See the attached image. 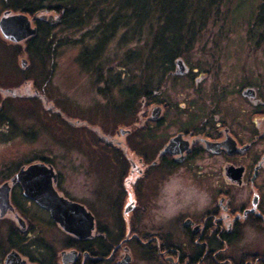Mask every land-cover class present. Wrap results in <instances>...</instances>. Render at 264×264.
I'll return each mask as SVG.
<instances>
[{
    "label": "flooded vegetation",
    "instance_id": "obj_1",
    "mask_svg": "<svg viewBox=\"0 0 264 264\" xmlns=\"http://www.w3.org/2000/svg\"><path fill=\"white\" fill-rule=\"evenodd\" d=\"M5 12L11 13L1 17ZM32 41L13 43L0 34V50L22 43L26 52ZM179 68L172 64L168 78L194 82L197 70ZM165 81L122 102L121 122L110 131L51 107L28 80L0 85V98L35 99L55 117L59 145L72 132L70 147L33 151L0 175V188L8 190L0 264H264V98L253 87L218 94L172 85L181 91L176 96ZM247 90L251 96L242 95ZM3 112L0 124L23 134ZM79 129L91 134L87 144L78 142ZM35 164L71 205L60 209L65 219L78 225L55 222L12 181Z\"/></svg>",
    "mask_w": 264,
    "mask_h": 264
},
{
    "label": "rangeland",
    "instance_id": "obj_2",
    "mask_svg": "<svg viewBox=\"0 0 264 264\" xmlns=\"http://www.w3.org/2000/svg\"><path fill=\"white\" fill-rule=\"evenodd\" d=\"M7 1L0 0V17ZM263 1L215 0L214 5H209L202 11L203 14L200 11L202 23L195 19L193 30L196 35L191 38L188 31L184 34L185 24L192 18L188 1L165 0L163 4L167 6V11L164 13L163 32L167 35L168 45L176 52L172 58L166 57L167 54H163L164 58L156 56L157 53H162L159 51L156 34L149 28V24L140 25L152 22L154 17L150 16L149 6L138 1L135 6L144 8V12L133 28L140 25L141 30L127 33L126 28L115 29L98 53L100 57L97 61L101 65L98 68L87 66L79 57L83 53L89 56L99 43L98 40L84 30L75 32L55 26L45 31L42 28L39 37L30 43V50L23 52L25 47L22 43L21 47L11 45L8 52L0 50V85L8 88L21 87L22 81L28 80L31 88L38 90L51 102L50 106L71 116L78 115L80 121L84 119L90 124L100 125L105 131L120 124L122 102L132 101L139 96L140 90L163 80L168 82L164 86L169 92H175L172 85H191V88L200 86L202 93L218 94L220 89L234 93L237 89L253 87L264 98ZM155 12H158L157 8ZM40 15L54 18L58 16L57 13L46 10L34 16ZM84 29L87 30V25H84ZM183 34L186 36L185 40L182 39ZM181 40L187 41V47ZM21 59L28 66L26 73L21 71L25 68L21 67ZM149 60L154 63L158 60L161 63L165 60L170 62L163 64V67L152 64L151 68H147L145 63ZM179 61L197 70L193 75L194 80H190L194 82H188L189 76L168 78L170 66ZM156 67L161 69L156 70ZM172 95L175 97V94ZM239 101L241 103L240 99ZM242 105L239 104L240 107ZM0 107L3 113L13 115L14 123L17 124L15 127L24 131L17 135L0 124V175L5 168L9 170L32 159L33 151L66 147L71 143L70 131L62 135L61 146L54 140L58 135L55 117L48 115L46 109L35 99L0 98ZM26 124L30 126V130ZM77 133L78 142L87 144L88 135L91 134L86 132L87 135L81 129ZM186 187L187 185H182L180 192H185ZM6 234L7 231L0 228V238H5Z\"/></svg>",
    "mask_w": 264,
    "mask_h": 264
},
{
    "label": "trees",
    "instance_id": "obj_3",
    "mask_svg": "<svg viewBox=\"0 0 264 264\" xmlns=\"http://www.w3.org/2000/svg\"><path fill=\"white\" fill-rule=\"evenodd\" d=\"M138 1H141L143 4H147L149 6L148 9L150 16L154 17L152 22H145L144 24L140 23V25L145 26V24H149V28H152L156 34L155 38L156 41L159 42V51H162V53H157L156 56L158 55L159 58H164L167 54L166 57H174L176 52H173V48H170L168 45L167 35H164L163 32L165 24L164 13L167 11V6L165 7L163 4L165 0H8L7 3H4V8L11 13H23L29 17L34 16L37 13H42L45 10L54 12L58 14L56 17L59 19V24L55 28L62 27L75 32L84 30L92 38L98 40L99 43L93 48L92 53H89V56L83 53L79 57L84 60L83 63L87 66L93 65L98 68V65L101 66L97 61L100 57L98 56L100 55L98 53L103 49L104 43L112 37L115 29L118 28L123 30V28H126L127 33L135 31L138 32L141 30L140 25L138 28H133L144 12V8H137L135 6V3ZM185 1H188L190 5V17L192 18L188 19L189 21L185 24L186 30L184 31V34L188 31L187 33L190 34L191 38H193V36L196 35L194 32L195 30H193L196 25L195 19L197 18L199 23H202V19H200L202 16L201 12L205 11L209 5H214L215 0ZM156 8L158 12L154 13ZM37 24V34L32 37L33 40L36 37H39L42 28L45 29V31H49L53 28L42 22H37ZM84 25H87V30L84 29ZM184 34L182 35L183 40H185L186 37ZM183 42L187 47V41ZM164 50L167 52L164 53ZM159 51L157 50V52ZM167 62H170V60H165V62L162 61V63L161 60H158V62L156 61L155 63L152 60H149L145 63V66L147 68H151L150 66L153 64L158 66L162 65L161 67H163V64ZM160 69V67H156V70ZM96 70L100 71V69Z\"/></svg>",
    "mask_w": 264,
    "mask_h": 264
},
{
    "label": "water",
    "instance_id": "obj_4",
    "mask_svg": "<svg viewBox=\"0 0 264 264\" xmlns=\"http://www.w3.org/2000/svg\"><path fill=\"white\" fill-rule=\"evenodd\" d=\"M35 22H42L49 27H55L59 24L58 17L54 18L50 15H40L38 17L33 16ZM32 20L23 13H9L5 12L0 18V34L4 40L19 43L28 38L36 35V28L32 26ZM179 69L182 70V63L177 62ZM26 65V61L21 59V67ZM11 92V91H10ZM242 95L251 96L252 91H243ZM44 103V102H43ZM53 107V106H51ZM54 108V107H53ZM176 139H172L170 143L175 142ZM45 167L43 165L35 164L26 169H21L17 175L12 179L13 182L18 181L24 191V196L31 198L42 207L49 209L50 215L53 220L62 226L69 224L70 226L78 225L79 221L66 220V213L61 211V207H68L71 205L65 204V201L58 198L51 187L50 177L46 174ZM7 186L4 185L0 188V216H2L6 209L7 204ZM70 211V210H69ZM76 209L70 211V214L74 217Z\"/></svg>",
    "mask_w": 264,
    "mask_h": 264
}]
</instances>
